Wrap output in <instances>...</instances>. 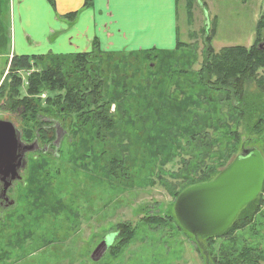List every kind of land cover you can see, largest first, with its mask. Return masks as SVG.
<instances>
[{"label":"rangeland","instance_id":"374dc122","mask_svg":"<svg viewBox=\"0 0 264 264\" xmlns=\"http://www.w3.org/2000/svg\"><path fill=\"white\" fill-rule=\"evenodd\" d=\"M187 1L180 0L179 6V24L188 34H185L186 37L183 35L185 38L182 41L187 43V49H184L185 56L180 62L173 54L160 55L161 62H146L134 80L136 87L129 92L113 86L118 78L113 73L121 74L123 68L134 67H130L129 63L123 67L118 56L108 57L115 61L104 59L101 62L103 76L99 89L103 91L104 99L100 102L107 101L110 104L108 113L117 114L120 120L115 121L116 129L112 132H101L104 140L90 142L97 144L98 156L104 153L106 159L116 156L119 160L123 159L122 167L112 169L114 174H110L106 161L93 163V159L82 158L75 163L78 159L77 156L72 158V154L78 151L70 132L73 131L71 125L77 120L64 121V116L50 114L46 103L47 91L38 95L29 94V81L34 73L41 71L40 65L32 62L31 68L19 69L12 66L11 58L0 82V119L12 121L22 136L27 131L34 134L36 129L26 120L22 110L26 107L24 100L40 99L43 109L39 117L44 121H54V124L46 123L49 125L43 127L54 129L55 137L50 142L45 139L33 142V135L28 140L22 137L25 143H36L37 147L26 154L27 164L20 173L21 179L15 181L8 191L16 204L7 208V201L0 194V264H215L213 259L227 239L195 237L181 228L174 211L178 193L199 181L200 177H206L208 168L209 174L217 169L222 171L242 148L257 146L262 150L264 143L252 140L237 144L227 131L223 133L220 129L216 132L210 127L195 141L196 137L190 140L182 137L175 143L171 133L173 125L178 123L186 128L199 126L203 110L212 109L205 99L193 97L192 86L195 84L188 75L187 83L177 91L188 107L184 103L178 104L168 114L169 106L162 108V97L163 93L171 96L175 89L169 88V74L183 82L180 77L186 75L178 74L182 67L190 73L201 70L204 62L203 36L211 31L210 27L206 30L208 23L212 27L217 25L211 43L215 52L224 47L241 45L250 48L255 45L256 32L251 45L244 43H248L247 39L242 41L239 38V33L244 32L252 22L255 5L254 0H193L194 8L189 17L190 11L185 5ZM11 76L12 80L19 76L20 85L11 82ZM258 76L264 79V68L258 71ZM149 78L156 84L160 81L157 92L147 90L144 83ZM141 85L143 90L136 93L134 89H139ZM247 86L251 92L257 90L253 81ZM199 87H195L197 95L204 93ZM107 93L113 99L108 98ZM208 95L219 96L214 92H208ZM147 101L148 104L160 101L162 114L156 117L142 109ZM192 102H198L202 108L198 110L190 106ZM221 105L226 110L222 113H229L227 102L213 104L217 109ZM44 109L47 111L42 112ZM24 116L25 119H22ZM156 129L164 134L155 133ZM243 129L241 124L238 131L243 133ZM92 130L95 131V128ZM199 130L201 128L197 127L196 132ZM222 140L228 141L219 146L218 142ZM205 142L213 145L212 150L205 148ZM54 144L57 147L60 145V148L57 150ZM152 144L165 145L168 151L154 150L156 155L153 158L149 152ZM246 209V213L251 214L250 222L244 223L241 217L233 226L232 235L239 239L253 237L261 243L264 251V188ZM124 226L135 234L127 242L122 234L127 231ZM110 234L116 235L112 246L98 260H93L94 249ZM206 249L210 252L205 253Z\"/></svg>","mask_w":264,"mask_h":264},{"label":"trees","instance_id":"16d2710c","mask_svg":"<svg viewBox=\"0 0 264 264\" xmlns=\"http://www.w3.org/2000/svg\"><path fill=\"white\" fill-rule=\"evenodd\" d=\"M50 2L54 3V0H50ZM91 4L92 0H85V6H90ZM187 4L190 11L189 17H191V10L194 8V2L193 0H188ZM262 15L257 22L255 45L250 48L241 45L224 47L220 52H215L211 43L214 40L217 25L214 24L212 27L211 24V26L209 25L211 28L210 33H205L203 36L204 62L201 70L197 73H190L182 67V70L179 71L178 74L180 76L186 75V77H180L183 78V82L180 79L178 80V77H173L170 74L167 76L170 80L169 88H175L172 90L171 96H165L163 93L162 108L164 109L166 106H169L168 114L172 113L174 107L178 104L183 105L184 103L186 107H188L187 102H185L184 99H181L180 94L177 92L180 87L187 83V75L191 79L190 81L195 84V86H192L193 97L195 99H205L207 101L206 104H209V107L212 109V111L203 110V116L202 118L199 117L200 122L197 124L199 126L191 125L186 128L184 126L180 127L178 123L173 125L174 127L171 129V133H173L175 137V143L178 138L182 137H188L189 140L196 137L194 139L195 141L198 137L202 136L205 130L209 127L216 132L220 129L223 130V133L224 131H227L226 133H228L229 137L231 139L233 138L237 144L250 143L252 140H262L264 143V79L258 76V71L264 68V48L259 47V44L264 42V15ZM209 27L206 30H209ZM186 45L187 43L185 41L179 40L177 46L174 49L169 50L152 48L135 51L105 52L100 50L97 42H95L93 50L90 52L58 55L14 56L12 66L19 69L31 68L32 62H34V64L36 63L42 67L41 71L34 73L31 76L30 81L28 80L30 83L29 94L38 95L40 92L47 91L48 97H46V103L50 108L48 111L50 114L54 115L57 113L59 116H64V121L77 120L75 124L71 125L73 131L70 132L75 148L78 151H75L72 154V158L77 156L78 160H76L75 163L83 160L82 158L89 160L93 159V163H98L99 160L101 162L106 161V165H108L107 167L110 168V174H114L112 169L114 167H117V169L122 167L123 159L121 158V160H119V156L106 159L104 153H101V155L98 156L97 144H92V142H90V140L94 139L104 140L101 138L103 137L101 132H112L116 129L115 121L117 122L120 120L116 117L117 114L110 115L108 113L110 111V104L107 101L100 102L104 99L103 91L101 92L99 89L101 76H103L101 62L104 59L115 61V59L108 57L111 56L114 58L118 56L121 58L123 67H125L126 63H129V65H131L130 67H134L126 70L123 68L120 72L121 74H117V72L113 73L114 76L118 77L114 80L113 86L121 88L124 92H129L136 87L134 80L137 75H140V70L144 68L146 62L156 60L161 62L160 55L162 54H164V56H166V54H173L175 57L177 56L176 61L180 62L181 59H184V49H187ZM123 54H127L128 56ZM162 70H160V72H163ZM141 72L143 73V71ZM109 74L110 73H108L107 70V75ZM20 80L21 78L19 76L15 77L14 80H12L11 76V82L15 85H20ZM252 81L257 84V90L253 92H251L247 86ZM159 83L160 81L156 84L151 78H149L144 84L146 85L147 90L157 92ZM197 86H200L199 88H201L204 93L197 95L195 89ZM40 88L41 91L39 90ZM141 88H143V85H141L139 89L134 90L136 93L141 92L143 90ZM14 90L16 89L14 88ZM208 92H214L219 96L217 98H215L214 95L209 96ZM107 97L113 99L112 95L109 93H107ZM217 99L220 100L222 104L225 102L228 103L229 106L227 107V112L229 113H222L223 110L226 111L222 108V105L219 109L213 106V104H221ZM24 102H26V105H24V107H26L22 111H24V115L27 116L26 120L31 122L33 129H36L37 131L35 130L34 134L31 131L24 132L22 137H25L26 140H28L33 135V137H35L33 142L41 139H45L47 142L52 141L55 137L54 129H48L47 127L44 128L43 125L48 126L49 124L46 123L54 124V121H44V118L39 117V112L43 109V106L41 107V100L32 98L26 99ZM145 103L146 106L141 108L149 111L151 115L155 114L154 116L158 117V115L162 114V111L159 108L160 101L153 102V104H148V101ZM198 104V102H192L190 103V106H195L200 110L199 108L202 107L200 106L201 104ZM54 107L55 111H52ZM46 111L47 110L44 109L42 112ZM25 116L22 119H25ZM121 116L126 117L125 114H121ZM225 116L227 118H225ZM208 117L209 119L206 121V118ZM211 117L213 118L211 119ZM140 118L143 119V117ZM78 121L80 122L79 125ZM232 123L234 124V128L233 125L231 126ZM241 124L244 125L243 133L238 131ZM197 127L201 128L198 132H196ZM92 128H95V131L92 130ZM157 130L158 129H156L155 133L164 134V132ZM36 132H38V134H36ZM245 136H247V140L245 139L243 141ZM225 141L228 140L218 142L220 143L219 146ZM147 144L149 145V143ZM154 146L159 148L153 149ZM204 146L207 150H212L213 147L209 142H205ZM58 148H60V145L58 147L56 145L57 150ZM154 150L157 152L160 150L168 151V148L165 147V145L152 144L149 146V152L150 156L153 158H155L156 155ZM261 151L264 154V149ZM220 171V169H217L209 174L208 168V172L205 175L206 177H200L199 181L191 183L189 186L199 182L209 181ZM184 189H182L181 192ZM180 193H178V196ZM252 202H254V200ZM251 203L241 210L236 220L225 232L215 236L227 239V243L222 245L219 249L218 255L213 259L215 264H262L264 262V251L260 242L256 241L253 237L239 239L232 235L233 226L241 217L244 223L250 222L251 214L246 213V208L249 207ZM175 219L180 225L176 216ZM163 222L164 220L162 223ZM124 227L127 228V231H124L122 234L126 236L125 239L127 242L132 239L135 234L128 226ZM180 227L183 228L181 225ZM112 235L113 243L116 235ZM201 238H206L208 240L214 239V237ZM206 250L208 253L210 252V249Z\"/></svg>","mask_w":264,"mask_h":264},{"label":"crops","instance_id":"0c3cea01","mask_svg":"<svg viewBox=\"0 0 264 264\" xmlns=\"http://www.w3.org/2000/svg\"><path fill=\"white\" fill-rule=\"evenodd\" d=\"M254 5L252 22L239 33L246 45L254 42L264 0ZM179 6L180 0H92L90 6L85 0H0V82L13 56L90 52L95 42L111 52L174 49L188 36Z\"/></svg>","mask_w":264,"mask_h":264},{"label":"water","instance_id":"95a60500","mask_svg":"<svg viewBox=\"0 0 264 264\" xmlns=\"http://www.w3.org/2000/svg\"><path fill=\"white\" fill-rule=\"evenodd\" d=\"M264 48V43H260ZM36 143L27 144L16 125L0 119V194L6 207L15 205L8 191L21 179L26 167V154L36 150ZM264 185V155L256 147L241 152L214 179L184 189L176 199L174 211L180 225L195 237H215L225 232L240 211L255 200ZM112 242L108 235L95 248L91 257L98 260ZM207 253V250L205 251Z\"/></svg>","mask_w":264,"mask_h":264}]
</instances>
